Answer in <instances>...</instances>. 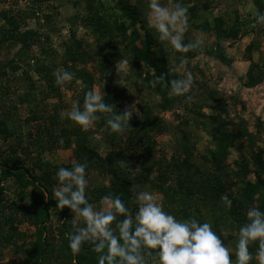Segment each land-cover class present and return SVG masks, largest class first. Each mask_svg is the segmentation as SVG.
<instances>
[{"label": "trees", "instance_id": "1", "mask_svg": "<svg viewBox=\"0 0 264 264\" xmlns=\"http://www.w3.org/2000/svg\"><path fill=\"white\" fill-rule=\"evenodd\" d=\"M32 1L35 4L33 13L38 15L42 9L39 4L46 0ZM253 3L256 14L264 13V0H253ZM72 4L82 6V12L71 16L70 19L73 20L70 21L72 23L77 19L82 21L94 36L93 42L86 43L75 35V31L70 30L68 40L63 44L61 54L63 71L71 72L72 81H78L75 102H79L82 106L84 93L93 88L96 72L97 78L102 80L104 102L113 104L114 111L122 113L120 100L123 86L117 71L112 68L116 61H125L145 87L159 95L160 100L154 105L141 104L140 114L130 117L128 121L130 127H126L121 133L109 131L105 114H98L100 119L93 122L94 128L81 130L79 125L67 118V115L61 117L57 114V106L52 110L48 109L50 104L47 100L60 97L62 86L54 82L53 73L56 72V64L47 59L36 58L33 64L30 62L34 56L29 51L37 43L49 39L48 35L43 36L40 32L28 28L21 30L20 14L10 9L0 10V20L3 21L0 25V43L10 42L18 45V55L24 56L27 64L34 65L33 71L44 83L42 89L36 90L30 80L31 87L17 97V102L26 103L31 112L23 119L24 123L32 122L25 134L21 132V124L16 123V104H8V87L0 85V138L3 140L15 138L8 152L0 151V252L4 247H17L24 255L22 260L24 264H97L99 255L87 243L82 245L77 254H73L69 249L68 233L73 231L72 221L67 218L70 210L66 206L60 209L56 207L53 188L54 185L58 186L55 178L57 169L60 166L71 167L72 164H51L50 160L44 158L45 153L51 152L54 148L70 149L72 163H86L85 174L88 185L85 195L93 206L99 205L105 196H119L130 209L133 205L134 183L144 182L141 180L148 177L152 168L147 166V162L155 143L154 134L166 131L164 121L152 111L171 110L178 104L186 107L185 96L169 94L168 81L178 79L179 75L170 72L167 65L168 54L163 51L155 31L147 27L145 11L141 5L131 3L130 0H113L112 6L106 5L102 0H73ZM209 7L208 2L201 5L203 10ZM189 14L192 16L196 12L190 8ZM49 15V13L45 14L44 17L48 19L51 17ZM224 23L222 17L214 18L215 38L206 53L224 64H229L230 58L220 48L219 40L222 37H236L238 28L234 24L224 26ZM258 29L263 32L264 24H258ZM251 49L250 45L246 46L248 59ZM190 55L191 50L186 52V56ZM10 61H7V65L12 71H16L19 66L16 63L12 64L13 60ZM90 62L93 68L87 67V63ZM24 73L27 75L26 71ZM2 74H5L4 70ZM162 74L164 79H158ZM263 81L264 65L252 62L250 59L243 84L251 87ZM207 93L213 95L211 102L198 103V108L191 106L187 108L193 111V117L204 119L202 122L207 125L206 130L212 146L208 147L201 156L205 165L199 168L194 166L192 157L195 146L190 141V133L186 129L189 120L181 117L176 130L172 132L176 162L174 160L175 165L169 171L175 173L177 187L174 191L184 193L186 198L190 196L191 206L194 204L206 206L207 199L212 200L210 208L213 213V231L223 242L225 237L221 232L220 224L228 225L231 218L235 224L229 227L238 231L241 225L248 222L246 211L249 208L257 207L264 212V148L257 147L251 151L253 180L247 178L245 173L240 185L237 186L234 180L223 184L224 181H220L216 174L226 166V158L231 147L236 146L241 149L243 138L247 139L250 147L253 146L262 122L259 119L256 121L254 133L250 132L243 119L231 122L225 105L212 91ZM37 95L38 99H36ZM204 107L210 110L209 113L201 112ZM176 117H179V113H176ZM231 125L234 127L231 128ZM93 133L101 135L102 140L108 144L109 148L105 154H101L95 148L91 137ZM135 164L139 165L138 168L142 171L134 172ZM237 164L240 166L243 162L239 160ZM247 165H244V171H248ZM192 167L195 168L196 173L206 172L207 176L198 182L197 178L192 176L194 173L191 171ZM91 171L107 177L106 182L95 183L90 180ZM8 177H11L15 184L14 197L6 196L2 185ZM233 186L237 187L233 188ZM161 187L160 184L159 188ZM199 192L206 194L201 199H198V196L194 197V193ZM222 196H227L231 200L230 207L225 206ZM52 208H55L61 216L56 226L50 221ZM122 218V215L117 217V219ZM196 220L204 221L202 218ZM21 223L32 227V232L26 241L18 243L19 240L26 239V234L18 230ZM229 237L232 236L227 235V238ZM257 249V241L249 244L248 250L252 254L249 264H258L257 258H254ZM145 259L148 264H154L156 258L153 254L146 255Z\"/></svg>", "mask_w": 264, "mask_h": 264}, {"label": "rangeland", "instance_id": "2", "mask_svg": "<svg viewBox=\"0 0 264 264\" xmlns=\"http://www.w3.org/2000/svg\"><path fill=\"white\" fill-rule=\"evenodd\" d=\"M72 1H43L39 4L42 8L41 12L35 15L33 13L35 4H33L32 0H0V10L10 9L14 13L20 14L21 17L18 18L21 30L28 28L40 32L43 36L48 35L49 37V39H45L31 48L29 52L34 56L30 60L31 64H33L34 58L37 60L47 59L56 64V71H63L61 54L63 52V44L68 40L70 30L75 31V35L85 40L86 43L93 42V33L82 21L78 19L73 23L70 21L72 19H70L71 16L82 12V6H75L72 4ZM102 1L106 5H113V0ZM130 1L131 3L141 5L146 16L148 0ZM176 2L177 0H160L162 5L168 7H172ZM179 2L188 10V29L183 34V42L188 43L194 41L198 36H202L204 43L202 46L192 49L190 56H186V52H178L171 49L166 41L159 42L163 51L168 54L167 65L170 72H175L179 75V78L183 76L185 71L191 72L193 84L190 91L185 94L186 96H190L191 99L186 100L184 98L185 108L183 105L178 104L171 110L154 109L152 111L164 121L166 131L154 134L153 139L155 143L151 149V157L147 162V166H152V168L149 171L148 177L141 180L144 182L134 183L132 193L133 205H131L129 212L134 214L137 209L136 194L140 191H148L157 197V202L162 204L164 211L171 213L178 220L189 219L193 215V217H197L196 219H204L203 222H208L212 226V229H214L213 213L210 208L211 199H207L206 206L201 204L191 206L192 200H189L190 196L186 198L184 193H176L174 191L177 187L175 173L169 171L176 162V150L172 132L176 130L179 118H188L189 125L186 129L190 133V141L195 146L192 157L193 164L196 168L205 165L201 156L208 147L212 146L206 130L207 125L202 122L204 119L201 120L199 117H193V111L191 112L187 108L188 106L198 108V103L205 102L207 104L211 102L213 95L208 94L207 91L209 93L212 91L218 100L227 108L228 119L231 122H237L243 119L246 121L247 128L252 133L256 131V121L259 119L262 122L253 146L250 147L247 139L243 138V146L241 149L236 146L231 147L230 153L226 158V166H224L223 170L216 172V174L220 178V181H224L223 184L234 180L237 186L241 184L245 173L247 178L254 179V175L251 172L253 169L251 151L257 147L264 148V81L247 87L243 84V80L250 64V59L252 62L264 65V31L262 32L258 29V23L255 21L256 8L253 0H179ZM204 2L210 4L207 10L201 8ZM190 8L195 10V15L191 16L189 14ZM48 13L51 17L46 19L44 15ZM218 16L224 20V26L234 24L238 28L236 37H222L219 40L220 48L230 58L229 64H224L206 53V50L212 45L215 38L213 25L214 18ZM236 17L237 19H235ZM1 24H3V21L0 20ZM247 45H250L252 48L249 52L250 59H248V53L246 51ZM18 54V45H13L10 42L0 43V85L2 87H8V104H16V123L21 124V132L25 134L30 129L32 122L24 123L23 119L31 112L28 110L26 103L17 102V97L20 93L25 92L28 87H31L30 80H32L34 84L33 88L36 90L42 89L44 83L39 80V77L33 71L34 65L27 64L25 57ZM181 59H186V63L182 66L180 65ZM10 60H13L12 64L16 63L19 66L16 71H12L10 66L7 65V61ZM87 67L93 68L91 62L87 63ZM112 68L117 71L119 81L123 86V95L120 100L121 109L124 111L126 106H135V111L131 117L140 114L139 106L141 104L147 103L148 105H154L155 102L160 100L159 95L149 91L141 79L128 68L125 61H116ZM173 68L176 70L171 71ZM3 70L5 74H2ZM25 71L27 75L24 73ZM95 74L96 78L93 82V88H101L102 80L97 78L96 72ZM77 84L78 81L73 82L72 80L62 84L60 97H53L47 100L50 104L48 109L52 110L54 106H57V114L64 117L75 101L76 91L78 89ZM38 97L37 95L36 99ZM36 108L41 111L38 107ZM209 111L206 107L201 110L204 114L209 113ZM176 113H179V117H176ZM233 127L234 125H231V128ZM88 128H94V123ZM91 137L95 143V148L101 154H105L109 146L102 140L101 135L93 133ZM14 142L15 138H8L6 140L0 138V151L3 153L8 152ZM44 158L50 160L51 164L64 165L73 162L71 150L65 148H54L51 152L45 153ZM239 160L243 162V165L239 166L237 164ZM246 164H248V171H244V165L246 166ZM138 167L139 165L137 164L133 166L134 172L138 173L142 171ZM176 167L178 168V166ZM202 169L200 168V170ZM194 170L195 168L192 167L191 171L194 172L192 176L193 178H197L198 182L208 174L206 172L201 174L199 172L196 173ZM89 178L95 183L106 182L107 179V177L97 175L94 171L90 172ZM2 184L5 188L6 196L14 197L16 188L12 179L3 181ZM160 184L162 189L159 188ZM237 186H233V188ZM205 194L202 192L194 193V197L198 196V199H201ZM161 197L162 199H160ZM103 203L104 201L102 200L99 205H94V208H102ZM70 217L72 220L76 219L74 215ZM228 222L230 223L225 226L220 224V229L225 237L223 244L229 248L230 259L235 264L234 253L238 239V231L231 230L232 224H235L231 218H229ZM31 230L27 224L21 223L19 225V232H24L26 239H21L18 243L26 241ZM227 235H231L233 238H227ZM23 257L24 255L17 247H4L0 252V264H24L22 262ZM254 258H257V256Z\"/></svg>", "mask_w": 264, "mask_h": 264}, {"label": "clouds", "instance_id": "3", "mask_svg": "<svg viewBox=\"0 0 264 264\" xmlns=\"http://www.w3.org/2000/svg\"><path fill=\"white\" fill-rule=\"evenodd\" d=\"M146 19L147 27L155 31L156 38L166 41L174 51L187 52L204 43L202 36L183 42V34L188 29V10L179 0L172 7L162 5L160 0H148ZM255 21L264 24V13H257ZM185 63L186 59H181L180 65ZM53 75L56 85L73 79V74L67 70L56 71ZM158 79H164V75ZM168 83L170 95L191 99L185 95L193 84L191 72L185 71L181 78L171 79ZM103 97L101 88L87 90L82 106L74 101L67 118L81 130H87L99 120L98 114H105L110 132L121 133L130 127L128 121L135 106H126L122 113H117L113 104H106ZM70 163L71 167L60 166L56 171L58 186L54 189V197L58 209L66 206L76 217L72 221L73 231L68 233V247L73 254L79 253L82 245L87 243L99 254L97 264H148L145 256L153 254L154 264H233L229 248L208 222H198L195 218L178 220L164 211L157 197L148 191L136 194L134 214L119 196H105L102 208H94L85 195L88 185L86 163ZM221 199L226 207L231 206L227 196ZM118 215L123 218L117 219ZM246 217L248 222L238 229L235 264H249L252 254L248 246L253 241L258 242V264H264V212L252 207L246 211Z\"/></svg>", "mask_w": 264, "mask_h": 264}, {"label": "crops", "instance_id": "4", "mask_svg": "<svg viewBox=\"0 0 264 264\" xmlns=\"http://www.w3.org/2000/svg\"><path fill=\"white\" fill-rule=\"evenodd\" d=\"M58 149V148H57ZM72 154V153H71ZM8 179H12L11 177H8V178H6L4 181H6V180H8ZM12 181H13V179H12ZM3 183V182H2ZM3 185V184H2ZM57 186L56 185H54V188H53V196H54V189L56 188ZM55 198V197H54ZM73 216L74 214L71 212V211H69V213H68V220H70V221H73L72 219H71V217L70 216ZM60 219H61V216H60V214H59V212L55 209V208H52L51 210H50V221L52 222V224H53V226H56V225H58V223H59V221H60ZM30 229H32V227H30V226H28ZM18 230H19V227H18ZM31 232H32V230L30 231V234H31Z\"/></svg>", "mask_w": 264, "mask_h": 264}]
</instances>
